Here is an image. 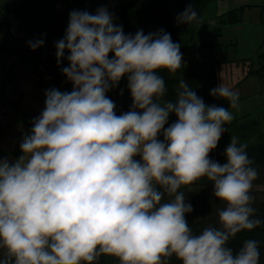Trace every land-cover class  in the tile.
<instances>
[{"label": "clouds", "instance_id": "9594fccd", "mask_svg": "<svg viewBox=\"0 0 264 264\" xmlns=\"http://www.w3.org/2000/svg\"><path fill=\"white\" fill-rule=\"evenodd\" d=\"M176 19L199 22L191 4ZM27 43L35 51L44 40ZM55 47L58 65L69 53L62 73L73 88L47 89L22 155L0 158V264H98L102 255L119 264H169L173 256L182 264H260L258 240L228 246L264 224L253 206L259 171L248 144L232 137L224 163L210 158L238 93L221 83L210 95L229 107L206 105L182 79L175 101L164 100L158 73L182 67L180 44L163 29L125 34L106 7L71 11ZM124 77L132 104L117 115L107 93ZM202 178L224 207L216 209L219 227L196 234L181 189Z\"/></svg>", "mask_w": 264, "mask_h": 264}, {"label": "trees", "instance_id": "16d2710c", "mask_svg": "<svg viewBox=\"0 0 264 264\" xmlns=\"http://www.w3.org/2000/svg\"><path fill=\"white\" fill-rule=\"evenodd\" d=\"M215 0H101V7H106L109 12L116 16L123 27L125 34L134 35L138 30H143L145 34L149 32H157L163 29L171 34L173 42L182 37H187L191 43V47L214 49V41L194 42V36L197 28H201L202 15L207 9L209 3ZM65 3H71L74 6H81L79 11H88L91 1L88 0H20L14 3L10 11L17 20V29L24 32L30 40L43 39L50 47L46 50H36L34 55L36 58L33 63L39 68L38 72L33 74L40 78L67 79L62 68L68 66L66 59L68 52H65V58L58 65L56 58L57 41L65 35L69 22V13L63 10ZM58 4H60L58 6ZM192 5L197 11L199 22L192 24H183L177 22V16L184 11L186 7ZM259 7L260 13L264 12V3L259 5L241 4L222 12L219 21L223 24L233 25L242 21L243 13L246 8ZM5 16L7 9L1 11ZM10 47L0 44V53H8ZM182 53V67L175 73H169L167 70H161V75L166 84L167 92L164 100L175 101L177 91L179 89L180 80H184L196 94L201 97L206 105H213L228 108L224 99L213 97L210 91L217 87L215 78L214 62H184V50ZM113 54H110V58ZM257 67L252 63L242 78L244 80L250 74L264 75V48L258 49ZM8 84V83H6ZM5 85V84H4ZM2 87V86H1ZM0 87V89H1ZM121 91L123 94L121 95ZM107 96L116 104V113L120 115L130 110L132 99L130 91L127 88V78L121 79L119 85L107 93ZM177 120L173 113V119L169 125ZM258 120L255 118L249 121L235 123L227 126L224 132L225 139L220 140L218 147L210 153V158L221 163L225 162L223 155L226 146L230 143L232 137L238 138L240 143H247V152L249 158L254 160V167L259 171V178L253 182L252 195L255 196L254 207L257 209V216L264 220V188H256L264 184V135L259 136L256 142H246L247 137H252L256 133ZM12 154L19 156L20 150L14 149ZM185 192L186 202L193 206V211L186 214V219L193 232L199 234L205 227L211 225L219 227V221L216 209L224 207V204L213 196V184L202 178L181 189ZM255 239L260 242V264H264V224L248 231L244 230L238 233L236 237L229 241L228 246L234 250H238L244 240ZM98 264H119V260L112 256H101ZM169 264H182L173 256Z\"/></svg>", "mask_w": 264, "mask_h": 264}, {"label": "rangeland", "instance_id": "374dc122", "mask_svg": "<svg viewBox=\"0 0 264 264\" xmlns=\"http://www.w3.org/2000/svg\"><path fill=\"white\" fill-rule=\"evenodd\" d=\"M19 1L0 0V44L8 45L11 49L6 56H0V84L8 81L6 69L11 67V81L8 82L17 85L24 101L32 100L34 102L39 96H45V91L50 88H57L61 92H70L73 85L67 79H41L33 74L39 71V68L33 63L36 58L35 51L46 50L50 46L44 43L35 51L28 46L27 42L30 39L24 32L17 29V20L10 11L13 4ZM90 1L88 12L95 14L96 10L101 7V0ZM259 3H262V0H215L209 3L202 15V25L201 28H197L194 42L198 44L202 41H214L215 45L212 50L191 47L192 42L187 40V37L175 41L180 44V50H184L185 63L214 62L217 84L222 83L238 93V107L236 109L229 108L233 114V120L225 127L249 121L251 118L258 120L256 133L252 137H247L246 142H256L259 140L258 134L264 135V75L250 74L242 80L251 63L257 67L258 49L264 48V12L260 13V8L257 6L246 8L242 21L233 25L220 22L219 15L241 4L256 5ZM80 8L79 4L74 6L71 3H65L63 5V10L66 13L80 10ZM5 9L8 12L3 16L1 11ZM113 20L117 25L120 23V20L114 15ZM225 102L229 107V102L227 100ZM172 119L173 113L169 115L168 124ZM167 126L165 125V127ZM159 139L163 140L162 134ZM224 139L225 135L223 134L221 140ZM139 158V156L136 157V159ZM256 188H264V184Z\"/></svg>", "mask_w": 264, "mask_h": 264}, {"label": "crops", "instance_id": "0c3cea01", "mask_svg": "<svg viewBox=\"0 0 264 264\" xmlns=\"http://www.w3.org/2000/svg\"><path fill=\"white\" fill-rule=\"evenodd\" d=\"M262 3H264V0H262ZM7 54L8 53H0V56H6ZM6 70H7L6 74L8 77L7 80L11 81L10 79L11 67L7 68ZM41 79H45V78H41ZM8 81L1 83L0 87L6 83H11ZM13 85L16 88L18 97L13 102L11 110L8 111V114L6 116V121L4 123H0V158H7L10 163L14 162L17 159V156L12 154L11 151H13L14 149H18L20 150L19 156L22 155L20 149V143L22 141V138L25 134L30 132L32 127L31 121L35 117H38L40 115V113L42 112L45 106L44 104L45 96L43 95L39 96L36 100H34V102H32V100L24 101L21 95L22 93L18 89L17 85L16 84ZM16 138H20L19 140L21 141L17 140Z\"/></svg>", "mask_w": 264, "mask_h": 264}, {"label": "built area", "instance_id": "2783aa9c", "mask_svg": "<svg viewBox=\"0 0 264 264\" xmlns=\"http://www.w3.org/2000/svg\"><path fill=\"white\" fill-rule=\"evenodd\" d=\"M16 88L13 84L8 83L0 89V123L6 121V116L12 108L13 102L17 99Z\"/></svg>", "mask_w": 264, "mask_h": 264}]
</instances>
